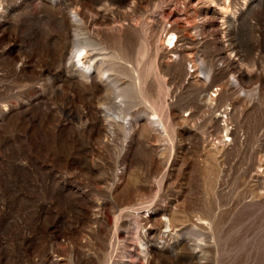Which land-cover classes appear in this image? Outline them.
I'll list each match as a JSON object with an SVG mask.
<instances>
[{
	"label": "rangeland",
	"instance_id": "374dc122",
	"mask_svg": "<svg viewBox=\"0 0 264 264\" xmlns=\"http://www.w3.org/2000/svg\"><path fill=\"white\" fill-rule=\"evenodd\" d=\"M127 1L0 0V264H147L137 241L128 259L121 256L124 225L139 232L141 226L133 215L123 221L116 213L115 218L110 211L112 196L139 203L141 210L153 206L160 211L177 196L187 208L185 212L175 208L170 217L182 237L212 242L206 252L208 264H264V175L250 176L252 169L264 168V0H134L133 20L141 38L121 60L124 63L111 64L112 76L125 88L121 95L126 109L133 117L155 111L165 119L166 104L173 100L185 117L190 110L195 115V127L185 135L186 147L178 153L183 167L169 185L161 184L164 169L150 178L140 135L135 136L140 161L118 160L111 149L97 153L99 94L92 96L89 85L72 73L65 60L73 30L81 43L89 40L98 52L100 47L107 54L115 50L108 40L97 44L91 27L71 21V12L86 20L101 7L117 22V12L130 9ZM170 14L176 24L182 21L190 30L180 38L179 47L211 70L210 93L217 94L220 110L233 113L228 127L236 130L238 139L225 136L229 147L222 155L207 152V137L216 132L208 125L213 114L197 100L198 91L182 88L156 63L161 30L152 27L151 17L162 16L170 25ZM170 38L172 43H164L172 45L176 37ZM105 57L110 64L113 58ZM138 69L144 74L140 89L134 84ZM188 70L193 71L189 66ZM145 77L153 82L155 97L144 86ZM168 131L170 156L176 149L175 129ZM120 138L116 135V140ZM124 163L120 185L111 195L114 173ZM124 187L132 190L126 198L120 194ZM97 203L106 208L111 232L113 226L118 228L119 242L110 250L90 221ZM150 243L169 242L155 235ZM79 244L83 256L77 260L71 245ZM188 256L166 264H181Z\"/></svg>",
	"mask_w": 264,
	"mask_h": 264
},
{
	"label": "bare ground",
	"instance_id": "6f19581e",
	"mask_svg": "<svg viewBox=\"0 0 264 264\" xmlns=\"http://www.w3.org/2000/svg\"><path fill=\"white\" fill-rule=\"evenodd\" d=\"M134 2V0H128L126 3L129 4L128 7L131 10L126 8V11L121 13L117 12L119 22H115L116 20H113L112 22V20L106 15V9H102L101 7L93 9V11L89 13L86 20L81 17L77 11L71 12V21L79 24L85 23L91 27L94 34V37H91L95 38L94 41L97 42V44L101 45V43L108 40L114 45L115 50L110 54H107L109 51L105 52L104 50L106 49L104 47H100V52H98L99 50H95L97 47H90L91 43L89 40L85 43H81L78 38V33L76 30H73L70 39L71 48L66 52L65 60L72 73H77L78 76L81 77V80L85 84L89 85L91 95H96L95 93L97 92L99 94L96 96V100L99 105L95 108V119L97 120L95 126L97 136V153L103 154L104 149H111L116 152L117 159L122 157L127 161H136V159L140 161V158L138 159L137 155L139 153H136V149H138L139 145L135 144V136L140 135L144 138L145 143L141 145V148H144L148 155L146 168L148 169L150 176H152L150 178L155 179L158 172L161 169H164L165 174L161 180V184L169 185L172 177L183 167V163H181L182 161L180 162L181 158L179 159L180 155H178V153L181 149L186 147L185 135L189 132V130L195 127V115L192 113V110H190L188 117H185L181 111H177L175 109L173 100L166 104L167 117L165 119L155 111L148 116L133 117L130 111L126 109L125 100L121 95V92L125 88L120 87L118 85L119 83L117 84V81L112 76L113 68L111 64L116 65L120 63L121 60L125 59L124 56H129L128 53L135 49V43L141 38L138 23L133 20ZM172 18L173 16L170 14V25H165L167 20L162 16L154 15L151 17L150 22L152 27L156 31L159 29L161 30V33L157 36V43L159 44L156 47V63L159 68L165 69L169 72L170 79L181 83L182 88L193 87L198 91L197 100L200 104L205 106V109L213 114V117L209 120L208 125L216 132L214 136L209 135L207 137V152L210 154L214 153V155H222V152L229 147L224 140V137L232 135L236 140L238 139L236 130L228 127L232 120L233 113L231 110H228V108L220 110L217 104V99L215 98L217 94L214 93L212 95V92L210 93V89L212 87L209 85L211 70L208 71L202 62L198 63L195 56L191 54V52L187 51V49L182 50L179 47L178 43L181 41L180 38L188 36L190 30L188 31L185 23L181 21L179 24H176L175 20ZM98 19H100V22H98ZM101 24L103 26H101ZM170 37H176L175 42L172 45L165 44V40L172 43L173 40ZM107 45L109 46V43ZM101 49L103 50L102 52ZM105 55L113 58L110 64ZM121 62L124 63L123 61ZM140 63L141 59L139 58L138 64ZM188 66L192 68L193 71L188 70ZM139 70L140 69L134 72V84L136 89L137 87L140 89L143 82L142 77L144 74L141 73L143 74L141 76ZM74 83L76 82L72 81L71 84L75 86ZM237 84V80H234L233 85H235V88L238 87H236ZM144 86L149 91V94L155 97L153 82L146 78ZM215 91H218V94L220 93V89L218 88ZM69 97L71 98V96ZM67 110L71 111V107L67 108ZM170 127L175 129L174 138L176 140V149L170 156H167V140L169 138L168 129ZM180 127L182 129H180ZM119 134L121 135V138L118 141V139L116 140V135ZM126 167L127 165L124 163L123 167L121 166L116 169V172L114 173L116 174V179L114 177L115 175H113L115 181L114 184L110 183L112 185L109 188V193L111 195H113L112 191L115 190L116 185L121 182L120 177L124 173ZM252 171L253 173L250 175L252 178H258L264 175V168L252 169ZM222 172L223 168L220 169V173ZM153 183L154 182L152 181V184ZM125 186L127 185L125 184ZM130 190L129 188L124 187V189L120 191V194L126 198L129 195ZM216 191L220 190L216 188ZM112 198L113 202L110 211L114 214V216L118 213L124 221V217L127 219V216L133 215L141 226V231L139 232L135 231L133 227L129 226V224L124 225V237L121 240V256L124 259H128V257H130V253L133 249L132 244H135L137 241V245L140 248V255L147 264H152V262L155 261L154 257H157V261H155L156 264H166L170 261L173 262V260H178L186 253L189 254V258L186 262H181V264H208L206 252L208 248L213 245L212 242L205 241L197 243L193 242L191 239L182 237L179 228H177L173 218L170 217L175 208L181 212H185L187 208L186 203H179V198L177 196H173L168 199L162 211L153 208V206H150L145 210H141L139 203L131 204L126 200L121 199V197L117 198V196L116 198L112 196ZM94 207L96 212L90 215V221L96 224L94 228L95 233L97 236L102 238V240H107L104 244L109 243L108 246L106 244V248L110 250L114 242H119L116 233L118 228L116 225L113 226V231L111 232L109 224L105 218L106 208L104 204L97 203ZM198 223L207 224L201 221H198ZM155 235L162 239L164 243L166 240L169 243L166 246L164 244L159 246L154 245V243H150V239ZM211 239H213V237H211ZM160 247L163 250H159L158 248ZM79 248L80 244L78 246L71 245L72 255L73 257H76L77 260H80L83 256L79 252ZM85 256L90 257L91 254L87 253ZM108 259H111V256Z\"/></svg>",
	"mask_w": 264,
	"mask_h": 264
}]
</instances>
